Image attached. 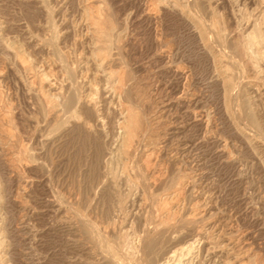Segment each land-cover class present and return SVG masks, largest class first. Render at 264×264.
Returning a JSON list of instances; mask_svg holds the SVG:
<instances>
[{
    "label": "rangeland",
    "instance_id": "rangeland-1",
    "mask_svg": "<svg viewBox=\"0 0 264 264\" xmlns=\"http://www.w3.org/2000/svg\"><path fill=\"white\" fill-rule=\"evenodd\" d=\"M161 237L155 264H264V0H0V264Z\"/></svg>",
    "mask_w": 264,
    "mask_h": 264
},
{
    "label": "bare ground",
    "instance_id": "bare-ground-1",
    "mask_svg": "<svg viewBox=\"0 0 264 264\" xmlns=\"http://www.w3.org/2000/svg\"><path fill=\"white\" fill-rule=\"evenodd\" d=\"M172 2V1H171ZM174 3V2H173ZM177 5V4H176ZM167 6V5H166ZM165 6V7H166ZM180 6V5H179ZM180 9V8H179ZM95 11V10H94ZM98 11V10H97ZM88 12V11H87ZM93 12V11H92ZM99 12V11H98ZM181 12V11H180ZM183 12V11H182ZM94 14V15H93ZM93 14L91 13L90 15H89V20H90V25L92 26V28H93V33H94V35H95V37L99 40V41H101V42H103V41H105L107 38H108V32L106 31V30H104L103 28H101L100 27V25H99V22H98V19H97V17L95 16V14L96 13H94L93 12ZM182 15H183V13H181ZM188 14V13H187ZM97 16H98V13H97ZM184 16V15H183ZM88 17V16H87ZM98 18H100V17H98ZM87 19V18H86ZM88 21V20H87ZM189 21V20H188ZM190 22H191V20H190ZM193 23V22H192ZM88 26V25H87ZM195 27H196V24H195ZM199 27V26H198ZM197 28V27H196ZM215 28H216V26H215ZM198 29V28H197ZM199 29H200V27H199ZM198 29V30H199ZM216 29H218V28H216ZM200 32V31H199ZM201 34V33H200ZM223 37V36H222ZM253 38V37H252ZM92 39V38H91ZM254 40V39H253ZM201 41H205V39L203 40V39H201ZM204 43V42H203ZM207 44H209V43H207ZM207 44H205V45H207ZM253 44V43H252ZM94 45V44H93ZM203 45V44H202ZM209 45H211V44H209ZM99 46V45H98ZM100 47V46H99ZM98 47V48H99ZM207 47V46H206ZM239 47V46H238ZM214 48V47H213ZM208 49V48H207ZM211 49V48H210ZM212 51H213V49H212ZM243 52V51H242ZM238 53V51L236 50V51H234V54H237ZM244 53V52H243ZM242 55V54H241ZM243 55H245V54H243ZM105 58V57H104ZM108 59V58H107ZM243 59H244V57H243ZM98 60V59H97ZM105 61V60H104ZM101 64V63H100ZM98 65V64H97ZM244 65V64H243ZM100 66V65H99ZM101 67V66H100ZM103 67V66H102ZM228 70V69H227ZM222 71V70H221ZM229 72V71H228ZM111 75V74H110ZM119 75V74H118ZM232 76V75H231ZM110 78H113L112 77V75L111 76H109ZM120 78L122 77V80H123V76H119ZM224 77V76H223ZM223 77H222V79H223ZM118 78V77H117ZM107 80V79H106ZM224 80V79H223ZM110 81V80H109ZM118 81V80H117ZM226 81V80H225ZM114 82V81H113ZM221 82V81H220ZM224 81H222V83H223ZM115 84H118V89H123V86H122V81H118V83L116 82ZM235 85V84H234ZM224 87H225V83H224V85H223ZM226 89V88H225ZM226 91V90H225ZM77 92V91H76ZM117 94V93H116ZM78 95V94H77ZM119 97V96H118ZM91 98V97H90ZM89 98V99H90ZM114 98H115V96H114ZM241 98V97H240ZM119 99V98H118ZM117 99V100H118ZM242 99H244V98H242ZM64 101V100H63ZM94 101V100H93ZM72 102H73V98H68V99H66V101H65V105L66 106H70L71 104H72ZM86 102V101H85ZM119 102V101H118ZM236 103V102H235ZM233 104V103H232ZM91 105V104H90ZM235 105V104H234ZM245 105H246V103L245 102H242V105L241 106H243V107H245ZM235 107H236V105H235ZM124 109V108H123ZM136 110V109H135ZM123 117H122V121L120 122V126H121V128L123 129V131H124V140H125V143L127 144V145H129V144H131L133 141H135L138 137H139V135H140V129H139V126H140V123H141V121H140V119H139V117L137 116L138 114H136V111H133L131 108H125L124 110H123ZM236 114V113H235ZM121 116V115H120ZM243 117L248 121V122H250V123H254L255 122V120H254V118L251 116V115H249V114H244L243 115ZM81 127H82V125H81ZM120 128V127H119ZM142 130V129H141ZM148 130V129H147ZM121 132H122V130H121ZM143 132V131H142ZM142 137V136H141ZM134 144V143H133ZM123 145V144H122ZM123 146H125V145H123ZM123 149H125V147L123 148ZM146 178H148V177H146ZM129 183V182H128ZM134 187V186H133ZM164 206V205H163ZM167 206V205H166ZM159 210H161V209H159ZM158 213V212H157ZM167 213V212H166ZM165 216V215H164ZM169 219V218H168ZM163 222V221H162ZM175 222V221H174ZM166 224V223H165ZM169 224V223H168ZM159 225V224H158ZM161 225V224H160ZM167 225V224H166ZM169 226V225H168ZM155 228V227H154ZM159 228V227H158ZM151 229V228H150ZM155 231H157V230H155ZM201 232V231H200ZM85 235V234H84ZM177 235V234H176ZM113 236V235H112ZM121 236V235H120ZM126 236V235H125ZM179 236V235H178ZM172 237V236H171ZM116 238V237H115ZM125 238V237H124ZM129 238V237H128ZM97 239V238H96ZM98 239H100L99 237H98ZM176 239V238H175ZM145 240V239H144ZM125 241V240H124ZM129 241H130V239H129ZM141 241V240H140ZM110 243V242H109ZM114 243H116V242H114ZM126 243H127V241H126ZM162 243H163V239H162V237L160 238V239H150V240H148L147 242H146V244H145V249H144V251L142 252V254L140 255V257H139V263L140 264H155V259H156V256H157V254H159L158 253V250H159V248H160V246L162 245ZM120 244V243H119ZM122 244H124L123 242H122ZM128 244H129V242L127 243V247H128ZM133 244V243H132ZM104 245H105V241H104ZM116 245V244H115ZM124 246H126V245H124ZM129 246H130V244H129ZM108 247V246H107ZM132 247V246H131ZM130 247V248H131ZM192 247V246H191ZM122 248V247H121ZM129 248V247H128ZM129 248V249H130ZM138 248V247H137ZM136 248V249H137ZM106 249V248H105ZM124 249H125V247H124ZM123 249V250H124ZM135 249V248H134ZM139 249V248H138ZM110 250V249H109ZM122 250V251H123ZM168 250V249H167ZM188 250V249H187ZM97 251V250H96ZM125 251V250H124ZM133 251V250H132ZM132 251L131 252H129L128 250H126V256H127V258H125V260L127 259V261H128V264H135V253L133 252L132 253ZM179 251V250H178ZM108 252V251H107ZM136 252V251H135ZM138 252V251H137ZM110 253V252H109ZM139 253V252H138ZM122 254H123V252H122ZM107 255H108V253H107ZM164 255V254H163ZM179 255V254H178ZM138 256V255H137ZM185 256V255H184ZM161 257V256H160ZM172 257H173V255H172ZM112 258V257H111ZM124 258V257H123ZM159 258V257H158ZM173 259V258H172ZM113 260V259H112ZM162 260V259H161ZM175 260V259H174ZM177 260V259H176ZM166 262V261H165ZM158 263H160V262H158ZM179 263V262H178ZM117 264V263H116ZM177 264V263H176Z\"/></svg>",
    "mask_w": 264,
    "mask_h": 264
}]
</instances>
